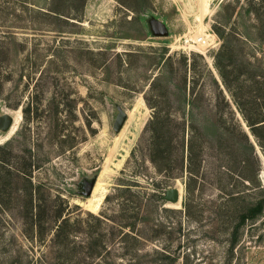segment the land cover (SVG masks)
Segmentation results:
<instances>
[{
	"label": "rangeland",
	"instance_id": "374dc122",
	"mask_svg": "<svg viewBox=\"0 0 264 264\" xmlns=\"http://www.w3.org/2000/svg\"><path fill=\"white\" fill-rule=\"evenodd\" d=\"M249 1L211 0L202 46L200 0H0V117H19L0 129V264H264V214L231 249L229 194L259 195L239 183L240 130L262 182L264 152L217 69L264 73Z\"/></svg>",
	"mask_w": 264,
	"mask_h": 264
},
{
	"label": "trees",
	"instance_id": "16d2710c",
	"mask_svg": "<svg viewBox=\"0 0 264 264\" xmlns=\"http://www.w3.org/2000/svg\"><path fill=\"white\" fill-rule=\"evenodd\" d=\"M255 4L258 5V7L254 6ZM251 9L256 10L257 17L261 20V26L264 28V19H262V14L260 10H264V0H259L255 2L254 0L249 1V8L248 11ZM224 40L223 42V48L222 50L230 52V47L228 46L226 35L223 33H218ZM218 71L222 78L223 85L229 95L231 96L234 104L236 105L238 111L241 113L244 121L249 126L251 134L256 138V140L259 142L263 152H264V140L262 139V136H264V73L262 74H248L246 75H234L233 71L229 70L228 67H226L222 62L218 63ZM161 111L155 110L154 116L150 122L151 130L154 131L152 134V161L156 164L157 158L161 155V151L157 150L158 148V127L161 125ZM157 134V135H156ZM241 135V142L239 144L238 150L239 155H245L246 161L242 160L241 168L238 170V176H239V183L242 185L250 184L253 182L256 184V188L258 192H255L254 195L259 193V195H256L254 200H248L247 194L239 192L238 194H229V201L234 202L236 200H239L240 204H237L236 206V212L238 213V220L232 228L231 232V249L234 248V246L237 244V241L240 237V235L244 231L245 225L249 222L251 224H254L257 219H259L264 214V186L263 182L260 176V168L254 170L251 174H248L247 172V166L249 165V160L247 158L248 156H255V147L252 143L249 134L241 129L240 130ZM151 150V151H152ZM159 151V152H158ZM193 147L192 145L189 147V165H190V171L193 172ZM0 162H4L2 158H0ZM240 163V162H239ZM33 204L31 205V208L33 210ZM30 214L31 211H30ZM33 216V215H32ZM30 215V217H32ZM60 220V223L57 224L56 230H55V236L54 240L57 243L64 242L65 236H67V227L70 224V219L67 217H63V212L60 210L57 212L55 220L56 222ZM98 219V218H96ZM98 221H100L98 219ZM34 222L31 224V228L33 226ZM125 228L135 229L134 224H127L124 226ZM123 227V228H124ZM129 234H125L123 236V239L126 240V237H128ZM31 237V236H29ZM138 241L137 239H135ZM134 264V263H133Z\"/></svg>",
	"mask_w": 264,
	"mask_h": 264
},
{
	"label": "water",
	"instance_id": "95a60500",
	"mask_svg": "<svg viewBox=\"0 0 264 264\" xmlns=\"http://www.w3.org/2000/svg\"><path fill=\"white\" fill-rule=\"evenodd\" d=\"M155 29H156L157 34H164L166 32V28H165L164 24L161 22H158L156 24ZM126 115L127 114L125 111L119 112V114L115 120V123H114V130L117 131L122 127V125L125 121ZM13 122H14V119L10 114L2 115L0 117V129L3 131L9 130L11 128V126L13 125ZM88 193H89V190H88ZM179 198H180L179 190L176 188L169 189L167 191L166 197H165L166 200L173 202V203L178 202Z\"/></svg>",
	"mask_w": 264,
	"mask_h": 264
},
{
	"label": "bare ground",
	"instance_id": "6f19581e",
	"mask_svg": "<svg viewBox=\"0 0 264 264\" xmlns=\"http://www.w3.org/2000/svg\"><path fill=\"white\" fill-rule=\"evenodd\" d=\"M211 0H200V15H199V24H200V30H201V33L198 34L195 38V40L197 41V43H199L200 45H204V46H208L210 45L211 41H212V35L211 33L208 34L205 32V25H204V18L205 16L207 15V13H209V2ZM18 119L19 117H17V121H16V118H14V124H15V121L16 123L18 122ZM13 124V126H14ZM12 126V127H13Z\"/></svg>",
	"mask_w": 264,
	"mask_h": 264
},
{
	"label": "flooded vegetation",
	"instance_id": "af4514ba",
	"mask_svg": "<svg viewBox=\"0 0 264 264\" xmlns=\"http://www.w3.org/2000/svg\"><path fill=\"white\" fill-rule=\"evenodd\" d=\"M16 118V117H15Z\"/></svg>",
	"mask_w": 264,
	"mask_h": 264
}]
</instances>
